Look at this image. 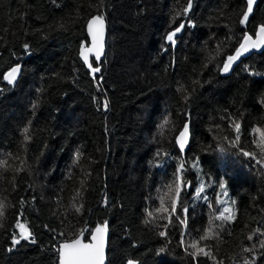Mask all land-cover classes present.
<instances>
[{"label": "trees", "instance_id": "16d2710c", "mask_svg": "<svg viewBox=\"0 0 264 264\" xmlns=\"http://www.w3.org/2000/svg\"><path fill=\"white\" fill-rule=\"evenodd\" d=\"M186 3L0 0V161H7L0 165L6 206L0 264H57L61 242L82 231L87 239L105 224L106 264H264V166L236 154L243 149L264 160L257 147L264 132V49L227 73L219 70L243 33L254 35L264 22V0L246 26L239 23L245 0H192L194 27L177 18ZM97 15L107 37L104 58L92 59L101 69L93 79L78 49L87 41L88 18ZM181 20L186 26L172 44L166 37ZM18 63L21 74L9 85L3 75ZM185 123L190 139L183 153L175 137ZM222 179L227 195L218 186ZM217 199L226 200L233 219L214 220L219 235L199 245L210 255L194 258L185 248L222 209ZM185 208L187 227L180 223ZM17 221L35 243L13 247Z\"/></svg>", "mask_w": 264, "mask_h": 264}, {"label": "snow or ice", "instance_id": "6c2138e0", "mask_svg": "<svg viewBox=\"0 0 264 264\" xmlns=\"http://www.w3.org/2000/svg\"><path fill=\"white\" fill-rule=\"evenodd\" d=\"M257 0H246V7L241 12L239 23L243 26H246L249 23V17L253 14V8L256 4ZM192 8V0H187L186 6L183 9V13H177V18L180 15H183L187 18V24L189 26H195L194 22L191 20L190 17H188V13L190 12ZM173 23H175V18L173 20ZM95 25V28H94ZM186 24L184 20H181V22L176 26L171 32L168 33L166 39L170 41L172 44H175V39L177 33H180L184 28ZM103 29H104V18L102 15H97L92 17V19L88 23V32L91 36L92 44L90 47H86V43L84 42L81 44V52L80 55L83 57L85 64L87 67L91 70V73L93 74V79H96L95 74L99 73L101 69L99 67H94L93 62H90L89 60V53H95V60H100L101 54H102V48H103ZM219 47V46H218ZM24 48L27 50L29 48V45L25 44ZM264 48V22L259 23L256 25V31L254 32V35L249 34L247 31H245L242 35V38L238 44V46L235 48L234 52L230 55H227L224 59L222 66L220 67V71L222 73H227L232 68V65L240 60L241 57L245 56V54L251 52L254 49H260ZM247 70V69H246ZM21 74V65L16 64L15 66L11 67L6 73L3 75V79L7 81L9 85H15L18 79V76ZM252 75H259L260 73H251ZM97 84L99 86V81L97 80ZM2 91V90H0ZM187 100V97H185ZM264 103V101H262ZM35 107V105H33ZM99 107V104H98ZM103 108L105 110H108V102L105 99L103 102ZM168 120L165 119L164 124H167ZM164 124L161 125V128L164 127ZM235 131L239 133L240 131V125L239 123L234 124ZM29 129L25 127L23 129V132L27 134ZM255 131L259 132V129H256ZM188 133H189V125L188 123H185L183 126V130L180 132L179 136L176 138L177 143L179 144V147L181 151H183L185 144L187 143L188 139ZM239 135L236 136L235 140L239 141ZM25 141L29 140L30 137L28 135H25L24 137ZM233 147H237L238 145L235 142H232ZM257 147L260 149V155L264 156V132H261V140L258 142ZM219 151L221 153L226 152V149L220 148ZM237 155L242 154L245 158L255 160L257 164H261V166H264V160L257 157V154L255 152H248L244 151L243 149H239V152L236 153ZM80 155L79 152L76 153V157L78 158ZM160 155V152H157V156ZM164 155H167L165 153ZM7 161H0V165H6ZM184 164L181 162L179 167L177 168V173H180L183 170ZM179 180V176L177 177ZM219 188L221 192H223L224 195H227L226 190V181L221 180L219 182ZM171 190V186H169ZM204 190V185L201 184V186L197 189V198H200V194ZM181 188L179 186L175 189V195L178 198L180 195ZM203 199L207 200L208 197H203ZM217 203H223V201H220L217 199ZM105 204H107V201L105 200ZM232 204H235V201H232ZM161 205L163 206V199H161ZM5 204L3 202H0V218H3L5 213ZM82 207V206H81ZM209 208H212V204L209 203ZM164 211H168L167 208H163ZM77 211H79V208H77ZM172 211H175V201L173 202ZM187 208L184 209L185 213V219L180 220V223L183 224L185 227H187ZM232 209L230 207H225L218 211L217 214L210 217L209 219V226L204 230V234L199 237L197 240H193L188 244V246L185 248V251L188 255H192L194 258L197 255L203 254L205 256H209V252L205 250L204 247H200V241L201 240H207L209 238H214L219 235L218 232H216L213 228V221L214 220H222L227 221L233 219V216L231 215ZM228 213L229 215H226ZM149 216L152 215V213H148ZM179 219V217H177ZM149 221H145V223H148ZM3 225L0 224V227ZM17 227L20 229L18 234H13L12 237V245L13 247L15 245H18L21 243V240H27L31 243H35V239L31 233V231L28 229V227L17 221ZM217 228L220 227V225H216ZM259 231V230H257ZM105 233H106V224L101 227H97L94 231L90 233L91 235V241L85 243L80 238H75L72 240H65L63 241L59 247L56 249L59 257L58 264H104L105 261ZM161 236H165V232L159 233ZM63 235V233L61 234ZM82 235V234H81ZM183 235V234H182ZM261 235H264V233H261ZM252 236H248L249 240H252ZM185 241L182 239L181 244H184ZM188 247L194 249L192 252H188ZM260 247L264 248V241L261 242ZM13 250L12 247L8 249L9 252ZM165 249L161 248L160 252H164ZM245 252H251V248H245ZM159 254V253H158ZM126 264H138V261L129 259L127 260ZM245 264H248V261H245Z\"/></svg>", "mask_w": 264, "mask_h": 264}, {"label": "water", "instance_id": "95a60500", "mask_svg": "<svg viewBox=\"0 0 264 264\" xmlns=\"http://www.w3.org/2000/svg\"><path fill=\"white\" fill-rule=\"evenodd\" d=\"M245 3H246V0H245ZM257 3H258V0H257V2H256V4L254 5V8H255V6L257 5ZM253 8V9H254ZM251 16V15H250ZM92 17H94V16H91V17H89L88 18V20H87V22H86V34H87V41H83L82 43H84V42H87L86 43V47H90L91 46V44H92V41H91V36L89 35V32H88V23H89V21L92 19ZM94 28H95V25H94ZM178 34V33H177ZM106 37H107V23H106V21H105V19H104V29H103V48H102V54H101V57H100V60H95V53L93 52V53H89V60H90V62H92V59H94V61L95 62H100L103 58H104V55H105V50H106ZM81 43V44H82ZM81 44H80V46H79V49H78V57L80 58V60L82 61V63L85 65V67L87 68V70H89V72L91 73V70L87 67V65L85 64V62H84V59H83V57L80 55V52H81ZM264 48H260V49H254V50H252L251 52H249V53H247V54H245V56H247V55H249V54H251V53H253V52H260L261 50H263ZM18 64H20L21 65V63H18ZM16 64H14L13 66H15ZM12 66V67H13ZM94 66V65H93ZM22 67V66H21ZM94 67H97V66H94ZM8 71V70H7ZM6 71V72H7ZM5 72V73H6ZM92 74V73H91ZM19 77V76H18ZM3 81L4 82H6L7 83V81H5L4 79H3ZM183 130V128L178 132V134L176 135V137H175V142H176V144H177V146H178V148H179V150L181 151V149H180V147H179V144L177 143V137L179 136V134H180V132ZM189 139H190V136H189V133H188V139H187V143L185 144V147H184V149H183V151H181V152H185L186 150H187V148H188V146H189ZM96 228H94V229H92L91 230V232L92 231H94ZM90 232V233H91ZM90 233H89V235H88V238L87 239H85V232L84 231H82V232H80L77 236H75L74 238H72V239H75V238H80L83 242H85V243H88V242H92L91 241V235H90ZM82 234V235H81ZM72 239H69V241L70 240H72ZM104 240H105V261H104V264H106V262H107V247H108V231H107V228H106V233H105V237H104ZM62 243V242H61ZM60 243V244H61ZM59 244V245H60ZM59 247V246H58ZM58 261H59V257H58ZM58 264V263H57Z\"/></svg>", "mask_w": 264, "mask_h": 264}, {"label": "rangeland", "instance_id": "374dc122", "mask_svg": "<svg viewBox=\"0 0 264 264\" xmlns=\"http://www.w3.org/2000/svg\"><path fill=\"white\" fill-rule=\"evenodd\" d=\"M225 207H230L229 205H228V203L226 202V200L225 201H223V206H222V209L223 208H225ZM221 210V209H220ZM226 215H229L228 213H226Z\"/></svg>", "mask_w": 264, "mask_h": 264}]
</instances>
